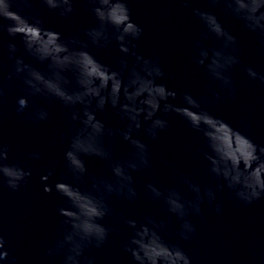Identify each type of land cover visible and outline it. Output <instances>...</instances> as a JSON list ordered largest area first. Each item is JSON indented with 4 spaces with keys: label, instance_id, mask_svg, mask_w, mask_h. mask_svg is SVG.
<instances>
[{
    "label": "clouds",
    "instance_id": "clouds-1",
    "mask_svg": "<svg viewBox=\"0 0 264 264\" xmlns=\"http://www.w3.org/2000/svg\"><path fill=\"white\" fill-rule=\"evenodd\" d=\"M32 2L0 0V21H7L0 22V31L12 37L21 35L24 53L35 62H26L24 56L14 57L17 45L7 44L8 59L12 63L6 75L0 77V104L7 82L19 81L17 87L22 94L16 98V111L23 113L31 103L32 110L25 119L33 124L48 121V108L54 102L66 110L67 133L60 137L62 143L67 141L63 152L64 173L53 184L47 183L53 169L40 177L45 193L54 189L62 198L57 214L63 217L60 221L63 231L46 248V257L58 256L60 264H94V258L85 255V250L102 247L114 230L103 223L113 212L109 199L115 195L130 202L136 200L132 173L151 169L148 142L156 140L159 133L169 127L166 118L169 114L182 117L191 129L201 133L208 171L218 181L222 180L223 186L233 191L237 199L251 204L264 196V146L255 144L240 130L214 116L202 106L208 102H202L190 92L179 98L181 103L172 102L177 101V91L157 83L164 76L158 63L138 55L135 50L134 41L140 39L143 29L131 20L126 0H87L96 23L83 29V40L78 36L62 39L59 32L42 27L38 14L24 13V9L32 8ZM40 3L62 18L74 13L73 0H40ZM209 5L221 7L227 16L238 20L264 44V0H227L226 3L210 0ZM183 6L190 7L189 0H183ZM191 12L203 25L202 40L214 41L211 47H205L201 40L196 41L195 64L203 68L210 82L221 91L227 90V95L234 98L236 90L230 72L234 65L240 64L237 37L215 13L200 7H192ZM113 45L122 54L117 60L118 68L101 63L90 50ZM126 57L131 58L130 68ZM4 67L0 60V69ZM125 69H128L127 74ZM244 71L249 79L264 84V73L247 65ZM212 97L214 101L209 102L221 99L215 90ZM106 106L115 110L123 122L122 128L109 127L97 118V111L103 112ZM142 127L147 140L138 138ZM118 137L129 146L122 158H115L113 154ZM9 150V145L0 144V183L16 192L28 183L31 168L21 162L8 163ZM27 156L40 159L37 151ZM84 157L104 161L110 175L97 177L88 172ZM181 183L195 193L194 200L184 199L176 186L158 187L149 182L144 184V189L152 201L159 202L181 222L178 235L188 240L195 228L185 217L190 210L200 213L202 197L200 187L190 179L181 177ZM204 197L211 204L214 199L211 188L204 189ZM215 211L220 213V204ZM143 221L123 218L130 229L123 250L133 264H191V258L179 244L162 237L165 221L151 216H144ZM0 264H16V257L10 256L2 234Z\"/></svg>",
    "mask_w": 264,
    "mask_h": 264
},
{
    "label": "water",
    "instance_id": "water-1",
    "mask_svg": "<svg viewBox=\"0 0 264 264\" xmlns=\"http://www.w3.org/2000/svg\"><path fill=\"white\" fill-rule=\"evenodd\" d=\"M74 13L62 18L55 11L44 7L40 0H33L31 9L25 14H38L42 27L57 31L61 38L78 36L84 39L83 29L96 23L87 7V0H73ZM130 18L143 31L139 40L134 41L136 52L142 57L155 60L164 72L157 80L166 87L177 91V101L185 92L206 101L202 106L229 123L234 129L247 135L255 144L264 146V84L247 77L244 66L253 67L264 73V44H260L255 34L248 32L242 24L227 16L224 10L209 5L210 0H189L190 7L183 6V0H126ZM226 3L227 0H219ZM200 7L211 11L237 37L240 64L234 65L230 75L235 87V97L230 98L227 90L221 91L210 82L202 67H197L194 56L198 49L196 41L211 47L213 40H202L203 25L192 15L191 8ZM7 23V21H0ZM14 43L18 51L13 56H24L26 62L35 63L23 51L22 37L9 36L0 31V60L5 67L0 69V77L10 70L12 61L8 59L7 44ZM94 56L111 68H118L117 60L122 54L113 45L104 49H90ZM129 68L131 67V58ZM135 58L132 57V60ZM43 69L44 65L36 64ZM128 69H125V74ZM19 81L7 82L3 102L0 104V144L9 145L8 163L21 162L31 168L28 183L18 191H9L0 183V234L4 235L10 256L16 257V264H60L61 258L45 256V250L52 245L63 231L57 214L62 198L53 189L43 191L41 175L53 169L48 184L61 179L64 173L63 152L67 141L61 142V134L67 133L66 110L54 102L49 108L46 122L33 124L25 119L32 110L31 103L23 113H17L16 98L21 95ZM218 91L221 99L216 102L212 91ZM39 102V101H37ZM159 115V113H158ZM98 119L107 126L123 127V122L109 106L103 112L97 111ZM169 127L161 131L158 138L148 142L151 169L134 172L133 184L137 191L135 201H127L113 195L109 199L113 212L103 223L114 230L107 242L100 248H89L85 255L94 258V264H133L128 253L123 250V242L130 229L123 218L144 222V216L157 221H165L162 237L177 243L191 258V264H264V196L245 204L236 198L233 191L223 186L222 180L208 171V162L203 157L206 151L201 133L191 129L180 116L166 117ZM139 139L147 140L143 127ZM129 150L126 141L119 137L114 146L115 158H122ZM37 151L40 159L34 160L27 153ZM88 172L97 177L109 176L105 162L97 157H84ZM167 161V164H165ZM181 177L190 179L201 189L200 213L189 211L185 217L195 228L188 240L179 237L180 221L165 211L159 202L152 201L145 193V183H155L158 187L176 186L186 200H194L195 193L181 183ZM219 183L220 187L217 188ZM90 184V181L88 182ZM88 185H85L87 187ZM211 188L214 199L211 204L204 197V189ZM220 204L221 211L215 207Z\"/></svg>",
    "mask_w": 264,
    "mask_h": 264
}]
</instances>
